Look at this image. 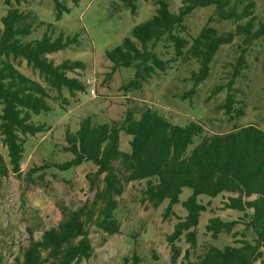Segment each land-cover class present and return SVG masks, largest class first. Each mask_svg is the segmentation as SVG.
<instances>
[{"label": "trees", "instance_id": "1", "mask_svg": "<svg viewBox=\"0 0 264 264\" xmlns=\"http://www.w3.org/2000/svg\"><path fill=\"white\" fill-rule=\"evenodd\" d=\"M7 5L0 17V139L7 147L8 163L14 173L20 171L26 136L44 129L43 123L32 121V115L51 110L50 101L60 100L63 107L71 103L78 92L84 90L83 82L68 72L84 67L79 60L64 59L56 63L48 54L77 43V35L68 36L56 31L52 23L45 24L43 34L37 39H24L33 30L31 12L18 6H11V0H3ZM22 1L14 0L16 5ZM56 18L69 7L65 0H52ZM76 3L78 0H70ZM132 11L135 0H121ZM214 4V16L209 21L232 19L236 22L233 30L219 33L210 25H204L191 41L181 34L185 26L183 18L194 8ZM255 2L253 0H181L178 12L168 9L166 0H156L154 14L144 22L133 26L131 35L126 36L113 48L105 52L111 62V75L120 67H134L133 76L123 89H139L159 72H164L173 60L198 63L190 78L194 85L209 73L210 62L223 44L232 42L236 35H242V46L232 76L225 83L213 86L210 95L226 88L224 100L216 108L230 118L244 113L243 101L235 98L239 90L233 88L234 77L243 68L244 55L251 41L264 35V19L255 26ZM264 13V9H263ZM246 18L244 23L240 20ZM40 24L44 22L40 21ZM165 48L170 45L173 54L163 58L156 51L157 43ZM25 61L40 80L34 79L18 69ZM194 92L193 89L190 91ZM54 93V96H52ZM186 95V94H184ZM238 104L237 107L234 105ZM133 110H127L123 121H93L87 115L79 119L73 132L66 130L64 147L72 153L69 160L51 165L65 170L90 161L96 169L87 174L90 186L100 181L93 199L76 209L62 211L59 223L45 229L39 239L31 236L22 251L19 264H80L89 259L93 246L89 238V225L95 224L105 233L112 235L119 231V222L114 216L117 200L122 194L124 183L145 180V199L157 206L167 199L169 206L178 201L183 187L191 189V195L182 202L187 210L184 219L177 221L173 230L166 235L170 246V261L175 262L181 254L177 241L184 236L189 244L183 251V259L188 260L190 251L196 247L195 225L199 214L206 207L196 201V196L206 194L214 197L230 192L223 201L222 208L241 211L244 227L241 232L232 231L237 220L209 218L206 231L212 237L219 233H232L235 237L243 231L251 230L252 241L236 238L238 245L218 248L207 246L190 264H264V128L254 124L233 126L222 132L206 134L202 124L190 120L184 125L172 123L157 110L146 107L135 118ZM131 135L130 150L119 149V131ZM46 163L28 167L26 174L32 175ZM8 167L0 155V175H5ZM97 182V183H96ZM248 210L250 212H248ZM122 264H142L141 257L133 251L124 256Z\"/></svg>", "mask_w": 264, "mask_h": 264}, {"label": "rangeland", "instance_id": "2", "mask_svg": "<svg viewBox=\"0 0 264 264\" xmlns=\"http://www.w3.org/2000/svg\"><path fill=\"white\" fill-rule=\"evenodd\" d=\"M65 1L68 11L56 18L52 0H26L19 5L11 0V6L29 10L31 19L34 17L33 30L24 39L39 38L46 23L55 26L54 36L59 30L68 36L77 35L76 44L50 53L48 57L56 63L64 59L83 62V68L68 74L78 77L84 84V90L78 92L68 105L62 107L59 99L50 101V111L32 115V121L43 123L45 127L34 135L26 136L19 172L10 170L7 147L0 139V155L8 167L7 174L0 175V264H19L17 258L22 257L30 231L33 238L39 239L45 229L59 223L63 217L62 211L76 209L84 202L89 204L93 199L100 181L91 187L86 177L96 169L92 162L83 161L65 170L51 165V162L61 163L73 156L64 149L67 146L65 132L76 130L80 118L89 115L96 122L116 121L120 124L127 110H133V116L137 118L144 108L151 107L172 123L184 125L196 120L202 124L206 134L226 132L235 125L249 123L264 128V35L251 41L244 55L243 68L234 77L233 88L239 90L235 98L243 101L244 113L230 118L216 108L224 100L227 89L223 88L213 95L210 93L214 85L225 83L232 76L242 46V35H236L232 42L219 47L210 62L208 75L196 85L190 74L197 70L198 63L194 59H176L164 72L142 82L139 89H123L120 86L133 76L134 67H120L108 76L111 62L105 52L119 44L124 37L130 36L134 25L154 14L156 0H135L134 11L121 0ZM166 1L168 9L177 13L181 0ZM253 1L256 28L258 22L264 19V0ZM7 7L0 0V17ZM214 9L215 5L209 4L196 7L186 14L183 18L185 29L181 34L191 41L207 24L215 27L219 33L233 30L236 22L232 19L214 18L209 21L210 16L215 17ZM40 21L44 24H40ZM245 21L246 18L239 23ZM155 49L163 58L173 54L172 47L168 45L165 48L162 42L157 43ZM18 69L31 78L41 79L37 71H33L25 61ZM86 79H90L91 83L87 84ZM92 88L94 92L90 93ZM130 139V134L120 130L119 149L129 151ZM45 163L46 166L32 175L26 174L28 167ZM145 186L144 179L132 180L124 183L122 194L114 196L117 200L114 216L119 222L117 233L109 235L95 224L89 225L93 252L89 259L81 260L80 264H122L123 257L130 256L133 251L141 257L142 264H190L188 260L195 261L197 255L209 245L222 248L238 245L234 242L236 238L252 241L254 237L251 230L243 231L244 237L240 234L234 237L232 233L224 232L212 237L206 231L209 218L217 216L223 220H237L231 232H241L244 227L240 219L243 213L222 208L225 198L232 194L230 192L214 197L199 194L196 201L206 208L200 212L194 227L197 233L196 247L190 251L188 260H184L183 251L189 244L182 235L177 241L181 254L175 262H171L166 235L173 230L177 221L187 215L182 202L192 191L189 187H183L177 202L169 206L165 199L153 206L145 199ZM261 250L264 253V247Z\"/></svg>", "mask_w": 264, "mask_h": 264}, {"label": "built area", "instance_id": "3", "mask_svg": "<svg viewBox=\"0 0 264 264\" xmlns=\"http://www.w3.org/2000/svg\"><path fill=\"white\" fill-rule=\"evenodd\" d=\"M85 82H86L87 84H90V83H91V80H90V79H86ZM89 92H90V93H93V92H94L93 88H92Z\"/></svg>", "mask_w": 264, "mask_h": 264}]
</instances>
